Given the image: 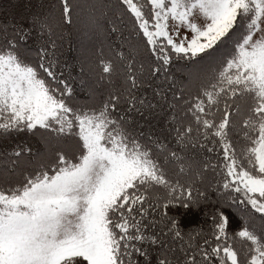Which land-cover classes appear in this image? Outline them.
<instances>
[{"label": "snow or ice", "instance_id": "snow-or-ice-1", "mask_svg": "<svg viewBox=\"0 0 264 264\" xmlns=\"http://www.w3.org/2000/svg\"><path fill=\"white\" fill-rule=\"evenodd\" d=\"M0 264H264V0L5 8Z\"/></svg>", "mask_w": 264, "mask_h": 264}, {"label": "trees", "instance_id": "trees-1", "mask_svg": "<svg viewBox=\"0 0 264 264\" xmlns=\"http://www.w3.org/2000/svg\"><path fill=\"white\" fill-rule=\"evenodd\" d=\"M36 2H38V0H0V14H2L5 8L13 7V6H15L18 11H23L24 6L28 5L29 3H36ZM81 39H83L82 36ZM29 138L30 137L22 136L19 139L21 141H26Z\"/></svg>", "mask_w": 264, "mask_h": 264}]
</instances>
